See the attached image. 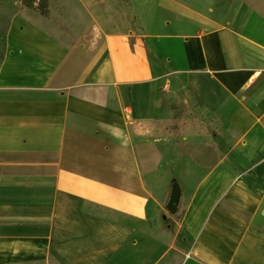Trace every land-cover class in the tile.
<instances>
[{"label": "crops", "instance_id": "1", "mask_svg": "<svg viewBox=\"0 0 264 264\" xmlns=\"http://www.w3.org/2000/svg\"><path fill=\"white\" fill-rule=\"evenodd\" d=\"M69 3L6 36L0 264H264V0Z\"/></svg>", "mask_w": 264, "mask_h": 264}, {"label": "rangeland", "instance_id": "2", "mask_svg": "<svg viewBox=\"0 0 264 264\" xmlns=\"http://www.w3.org/2000/svg\"><path fill=\"white\" fill-rule=\"evenodd\" d=\"M71 0H50L49 3V17L52 19L51 21H58L59 23H62L65 25L66 28L71 25L72 22L78 21L79 19V14L75 8H77L76 4H70ZM74 9V13H73ZM40 15L38 12L35 10H32L28 7H25L22 3L21 0H0V60L5 56L4 53L7 49V41H6V36L10 28V23L12 22V19L17 17V16H36ZM42 15V14H41ZM44 16V15H43ZM76 19V20H75ZM87 22V20H84ZM68 25V26H67ZM165 70L167 68H164ZM192 99H188V104L191 106ZM180 104V103H179ZM180 106V105H179ZM177 107L176 109L179 111V116L182 117L180 119L181 123L182 120H185V116L183 113L186 111V108L184 107ZM198 109H192L190 112L188 110V113L190 115H197V118L201 119L202 117H205V113H203L202 109L197 107ZM180 110L182 112L180 113ZM195 120H197L195 118ZM196 122V121H194ZM178 145V140H175L170 146L169 152H171L175 157L178 156V152L176 151ZM34 264H59L56 260L54 259H49L48 262L45 263H34Z\"/></svg>", "mask_w": 264, "mask_h": 264}, {"label": "trees", "instance_id": "3", "mask_svg": "<svg viewBox=\"0 0 264 264\" xmlns=\"http://www.w3.org/2000/svg\"><path fill=\"white\" fill-rule=\"evenodd\" d=\"M23 5L25 7H28L32 10H35L36 12H38L40 15H44V16H48L49 13H50V10H49V3H50V0H21ZM119 1H122L124 2L127 6H129L131 4V0H119ZM135 20V19H134ZM149 54H150V57H151V60H156L154 58V52L149 50ZM187 98L189 99V95L187 96ZM164 100H165V95H164ZM188 108L189 112L194 108L195 110L198 109L197 107L198 104L196 103V101L192 100V103H191V106L188 104L187 106H184V108ZM203 111V110H202ZM195 118H197V115L194 114L193 115V121L195 120ZM180 119H182V117H180ZM91 207H93L92 205L90 204H86L85 206V209L86 210H90ZM96 209H103L101 208L100 206H96L95 207ZM112 214V213H111ZM113 216H115L114 214H112Z\"/></svg>", "mask_w": 264, "mask_h": 264}, {"label": "water", "instance_id": "4", "mask_svg": "<svg viewBox=\"0 0 264 264\" xmlns=\"http://www.w3.org/2000/svg\"><path fill=\"white\" fill-rule=\"evenodd\" d=\"M181 200V190L178 183H174L170 194V200L167 204V210L175 213Z\"/></svg>", "mask_w": 264, "mask_h": 264}, {"label": "clouds", "instance_id": "5", "mask_svg": "<svg viewBox=\"0 0 264 264\" xmlns=\"http://www.w3.org/2000/svg\"><path fill=\"white\" fill-rule=\"evenodd\" d=\"M109 131L111 132V134L116 138V139H122V137H124V133H123V130L119 129L118 126H115V125H111L109 126ZM127 139L125 138L123 140V143L127 144Z\"/></svg>", "mask_w": 264, "mask_h": 264}]
</instances>
